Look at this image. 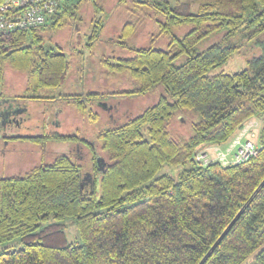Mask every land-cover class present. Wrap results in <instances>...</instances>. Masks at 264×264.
<instances>
[{"label": "trees", "instance_id": "16d2710c", "mask_svg": "<svg viewBox=\"0 0 264 264\" xmlns=\"http://www.w3.org/2000/svg\"><path fill=\"white\" fill-rule=\"evenodd\" d=\"M103 3L60 0L41 26L0 36V95L55 101L48 93L64 83L69 61L49 38L80 21L85 6L105 12ZM116 3L126 19L115 43L129 55L101 59L106 73L125 78L126 95L162 93L140 114L100 130L97 148L57 131L33 140L77 139L92 169L84 173L76 152L1 178L0 243L19 238L24 247L0 253V264H264V0ZM147 22L149 45L136 47ZM95 23L90 38L106 22ZM158 39L165 47L154 46ZM244 48L257 53L243 70L207 75ZM9 72L23 77L19 93ZM72 99L81 100L65 101ZM251 119L259 123L256 157L230 166L195 161L225 147ZM164 165L181 167L177 179L158 175ZM68 217L80 243L57 246Z\"/></svg>", "mask_w": 264, "mask_h": 264}, {"label": "rangeland", "instance_id": "374dc122", "mask_svg": "<svg viewBox=\"0 0 264 264\" xmlns=\"http://www.w3.org/2000/svg\"><path fill=\"white\" fill-rule=\"evenodd\" d=\"M116 1L107 0V3H103L105 12L98 13L97 15H94L91 6H85L81 12L80 21L74 25H68L49 38L48 45L56 49V51H58L57 46L61 48L69 61L66 79L59 88L48 93L49 96L55 97V101L24 100L27 109L25 117L27 119L21 127L22 131L26 127L35 129L36 134H42L44 129L46 133L57 131L62 136H73L77 139L90 140L92 141L91 145L97 148L98 143L95 139L100 130L117 125L130 117L140 114L143 109L158 100L162 93L160 88H156L144 96H129L124 94L123 91L128 87L125 78L107 74L104 69L105 65L101 62V59L104 58L108 59L109 63L117 62L115 59L129 55L127 49H123L115 43L118 41L116 37L120 34L119 31L126 19V15L123 13L124 10L117 7ZM200 2L198 1L193 5L192 13L197 12ZM49 17L46 16L47 19ZM100 18L101 22L106 23L104 27L98 29L96 38H90L93 26L97 25L93 23ZM152 30L153 27L148 22L144 23L138 30L134 46H148V35ZM215 41L203 44L201 49H204ZM154 46L157 48L165 47V41L158 39ZM254 53H257V51L244 48L241 52L234 53L225 63L211 68L207 72V75L215 76L239 72L245 68L246 59ZM7 79L13 83L12 85L16 89L15 92L19 93L23 77L19 78L18 74L9 72ZM44 93L46 92H42V94ZM71 96L81 98V100H73V98L72 100L65 101V99ZM91 97L94 98L93 102L88 101V98ZM66 102L74 103V105L67 104ZM79 102L84 103L83 109L80 108L82 104ZM53 123L56 126H53ZM256 131L258 132L259 130ZM77 139L58 141V151L67 155L68 151L71 150L72 156L75 157L76 152L79 153V164L82 166L84 173L90 175L93 163L91 154L84 148L85 144L76 141ZM51 142L54 143L51 145H55L54 147H56V142ZM31 155L25 150L18 152V156L27 159L28 162L24 168L21 167L23 170L21 169L20 171H24L35 163V159H30L29 156ZM49 161H52V159L45 160V162ZM180 171L181 167L164 165L158 172V175L168 174L177 179ZM84 178H88L87 182H89V176H85ZM97 194H99L98 191ZM51 223L53 222L49 221L48 224ZM63 225V238L55 244L57 246L79 244V235L73 219L66 218L63 221ZM23 247L24 243L19 238H16L11 241L1 242L0 253L20 250Z\"/></svg>", "mask_w": 264, "mask_h": 264}, {"label": "built area", "instance_id": "2783aa9c", "mask_svg": "<svg viewBox=\"0 0 264 264\" xmlns=\"http://www.w3.org/2000/svg\"><path fill=\"white\" fill-rule=\"evenodd\" d=\"M60 0H0V36L41 26ZM259 123L248 120L225 147H213L211 155L197 153L195 161L201 165L217 162L222 166L236 165L256 157L259 152L257 135ZM256 140V141H255Z\"/></svg>", "mask_w": 264, "mask_h": 264}, {"label": "flooded vegetation", "instance_id": "af4514ba", "mask_svg": "<svg viewBox=\"0 0 264 264\" xmlns=\"http://www.w3.org/2000/svg\"><path fill=\"white\" fill-rule=\"evenodd\" d=\"M26 114L24 100L0 95V180L3 176L18 173L28 164L27 159L18 156L19 151L25 150L28 154H32L29 157L35 159V163H44L46 159L64 156L58 151V141L56 147L51 145L54 143L49 140L33 142L36 138L47 137L45 129L42 134H36L35 129L28 127L22 131L21 127L27 119ZM68 153L72 151L69 150Z\"/></svg>", "mask_w": 264, "mask_h": 264}, {"label": "water", "instance_id": "95a60500", "mask_svg": "<svg viewBox=\"0 0 264 264\" xmlns=\"http://www.w3.org/2000/svg\"><path fill=\"white\" fill-rule=\"evenodd\" d=\"M95 166H96L97 171L102 172L105 168L104 159L101 157H97L95 159Z\"/></svg>", "mask_w": 264, "mask_h": 264}]
</instances>
